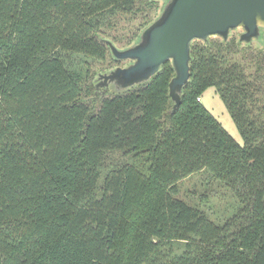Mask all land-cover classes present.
Returning a JSON list of instances; mask_svg holds the SVG:
<instances>
[{"label":"trees","instance_id":"1","mask_svg":"<svg viewBox=\"0 0 264 264\" xmlns=\"http://www.w3.org/2000/svg\"><path fill=\"white\" fill-rule=\"evenodd\" d=\"M156 0H0V264H264V48L191 46L175 105L170 62L109 77ZM216 88L244 145L200 103ZM120 152L132 162L111 163ZM202 176L233 197L212 218L181 197Z\"/></svg>","mask_w":264,"mask_h":264},{"label":"water","instance_id":"2","mask_svg":"<svg viewBox=\"0 0 264 264\" xmlns=\"http://www.w3.org/2000/svg\"><path fill=\"white\" fill-rule=\"evenodd\" d=\"M242 31L240 40L264 39V0H167L160 16L126 50L110 45L116 59L130 61L117 69L110 80L124 89L148 82L170 62L176 76L170 97L176 106L191 78V46L209 39L227 41Z\"/></svg>","mask_w":264,"mask_h":264},{"label":"rangeland","instance_id":"3","mask_svg":"<svg viewBox=\"0 0 264 264\" xmlns=\"http://www.w3.org/2000/svg\"><path fill=\"white\" fill-rule=\"evenodd\" d=\"M167 0H156L158 6L157 16L155 20L160 16ZM243 32L238 30L231 33L230 37L239 39ZM254 46L264 48V39L261 37L251 43ZM200 103L212 114V116L222 125V127L228 132V134L241 146L244 145L242 136L240 135L231 115L229 114L226 106L224 105L220 94L216 88H209L203 93ZM132 156H123L122 153H112L107 157V164L111 163H124L132 162ZM182 195L188 200L199 204L212 218L219 217L223 214H229L230 207L235 203L232 195L221 185L216 182L207 181L202 176L192 177L181 184Z\"/></svg>","mask_w":264,"mask_h":264},{"label":"built area","instance_id":"4","mask_svg":"<svg viewBox=\"0 0 264 264\" xmlns=\"http://www.w3.org/2000/svg\"><path fill=\"white\" fill-rule=\"evenodd\" d=\"M201 99H199V101H200Z\"/></svg>","mask_w":264,"mask_h":264}]
</instances>
